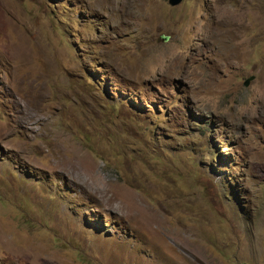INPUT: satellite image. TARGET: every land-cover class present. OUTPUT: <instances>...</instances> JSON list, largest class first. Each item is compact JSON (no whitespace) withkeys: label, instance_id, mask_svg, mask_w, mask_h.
<instances>
[{"label":"rangeland","instance_id":"rangeland-1","mask_svg":"<svg viewBox=\"0 0 264 264\" xmlns=\"http://www.w3.org/2000/svg\"><path fill=\"white\" fill-rule=\"evenodd\" d=\"M0 264H264V0H0Z\"/></svg>","mask_w":264,"mask_h":264},{"label":"water","instance_id":"water-1","mask_svg":"<svg viewBox=\"0 0 264 264\" xmlns=\"http://www.w3.org/2000/svg\"><path fill=\"white\" fill-rule=\"evenodd\" d=\"M168 2H169L170 5H177V4H179L181 2V0H168ZM168 38H169V36H167V35H161V39L163 41L168 40ZM246 84H247V82H246Z\"/></svg>","mask_w":264,"mask_h":264},{"label":"bare ground","instance_id":"bare-ground-1","mask_svg":"<svg viewBox=\"0 0 264 264\" xmlns=\"http://www.w3.org/2000/svg\"><path fill=\"white\" fill-rule=\"evenodd\" d=\"M172 62H173V60H172Z\"/></svg>","mask_w":264,"mask_h":264},{"label":"clouds","instance_id":"clouds-1","mask_svg":"<svg viewBox=\"0 0 264 264\" xmlns=\"http://www.w3.org/2000/svg\"><path fill=\"white\" fill-rule=\"evenodd\" d=\"M168 36V35H167Z\"/></svg>","mask_w":264,"mask_h":264}]
</instances>
